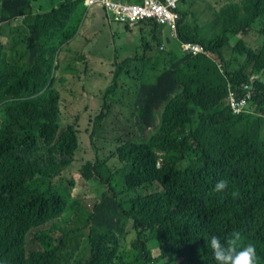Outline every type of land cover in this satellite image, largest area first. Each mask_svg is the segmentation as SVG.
<instances>
[{"label": "trees", "instance_id": "1", "mask_svg": "<svg viewBox=\"0 0 264 264\" xmlns=\"http://www.w3.org/2000/svg\"><path fill=\"white\" fill-rule=\"evenodd\" d=\"M84 1L65 0L42 14L35 13L32 0H0V25L22 18L29 40L0 58V264H216L207 241L217 236L223 243L234 232L241 247L255 245L257 264H264V0H216L217 6L207 2L198 13L191 0H180L189 7L180 10L179 39L155 25L158 50L149 54L147 40L142 57L116 64L146 61L143 71H119L104 88L91 135L119 106L130 137L119 138L112 154L128 172L117 188L106 159L96 157L104 166L101 175L96 160L83 164L81 175L100 178L107 188L79 225L78 214L67 212L79 205L72 197L74 182L65 193L51 185L80 146L78 123L63 125L52 58L75 38ZM122 24L130 30L128 22ZM251 32L260 36L257 47L245 39ZM185 40L201 43L206 53H182ZM219 61L230 69L227 74ZM239 82L250 83L255 96L253 112L235 115L226 95ZM38 174L44 181L29 185ZM220 180L228 182L224 193L214 190ZM151 181L163 190L140 195L138 187ZM55 218L70 223L61 239L51 234L61 224L51 226L37 236L43 249L28 253L27 234Z\"/></svg>", "mask_w": 264, "mask_h": 264}, {"label": "rangeland", "instance_id": "2", "mask_svg": "<svg viewBox=\"0 0 264 264\" xmlns=\"http://www.w3.org/2000/svg\"><path fill=\"white\" fill-rule=\"evenodd\" d=\"M61 0H32V5L37 9L38 4L43 7L54 6ZM1 3V2H0ZM214 6H217L214 0H211ZM207 5V1H197L192 7L195 13ZM184 4L182 9H184ZM207 12V11H206ZM73 22L79 21V9H76L72 15ZM145 24L147 33L139 28L128 31L130 35V43H140L141 50L134 49L131 53L125 54L117 50L119 42L115 40L114 36L110 34V30L114 24L112 19L103 15H95L93 13L87 14L82 28L78 35L70 42L69 45L64 47L61 51L53 53L52 62L54 65V74L56 76L53 83V92L61 95L59 101L62 109L63 125L68 122L79 125V141L80 146L77 149L72 163L67 166L59 175H57L51 182L54 190H59L65 193L68 182L73 181L72 197L78 200L79 205L69 209L67 212L72 211L74 215L78 214L79 225L86 213H91L99 198L107 188V183H101L100 178H92L87 180L81 175V168L87 161L96 160L97 155L99 158L106 159L107 164L113 173L111 182L117 185V188L124 182V174L128 172V168L121 164L116 157H113L112 151L117 145L119 138L128 139L127 132L130 130L127 116H124L123 110L119 106H114L108 116H104L100 124L95 126V134L91 135L95 125L94 119L97 113L101 110L104 100V88L115 79L117 72L133 70V67L126 65L123 68L111 66L109 63H118L122 65L126 58L135 59L142 57L144 53V44L147 39L152 42V47L149 48V54L155 53L158 48V41L153 38L152 25L147 22ZM5 29L1 31L0 25V55L2 54L3 46L5 44ZM22 35L18 34L17 38ZM236 39V38H234ZM248 44L252 47H257L260 43V36L255 32L245 37ZM164 43H161V46ZM165 45V44H164ZM254 45V46H253ZM256 45V46H255ZM160 46V47H161ZM44 56H48L49 49H43ZM85 56V58H83ZM100 58L107 61L108 64H98ZM66 61V62H65ZM159 72L152 73L153 79ZM121 79L124 76L121 75ZM118 93L122 91L121 84H119ZM119 95V94H117ZM264 136V122L261 125ZM156 182V183H153ZM158 181L148 182L140 187L138 191L140 195L149 194L152 192L162 191V185ZM153 183V184H152ZM49 183L43 186H48ZM75 186V187H74ZM145 186V187H143ZM126 199L131 198V193H125ZM67 212L65 215H67ZM61 224V228L51 234L58 239H61L62 231L65 230L70 223L62 222L60 218L53 219L49 224L40 228H35L27 234L26 248L28 253L34 250H42V244L37 240V236L44 230H49L51 226ZM89 229H86L88 232ZM60 237V238H59ZM80 240V238H79ZM59 242V240L57 241ZM86 241V245H87ZM90 250L82 251V256ZM157 253V249H153V254ZM78 254H74L71 261H76ZM133 260V263H135Z\"/></svg>", "mask_w": 264, "mask_h": 264}, {"label": "clouds", "instance_id": "3", "mask_svg": "<svg viewBox=\"0 0 264 264\" xmlns=\"http://www.w3.org/2000/svg\"><path fill=\"white\" fill-rule=\"evenodd\" d=\"M87 1L88 0L84 1V5L86 7V12H85V15H84V19H83L82 25L84 23L85 18L87 17L88 10L93 8V7L102 8L104 10V12L107 15H109L114 22H117V23H120V24L124 23V22H121V21L117 20L116 17H115L114 12L109 10L106 5L99 4V3L88 4ZM111 1L116 2V3H122V4H141V3H143L144 0H141V1L111 0ZM160 1H163V0H160ZM179 1L180 0H171V2L173 4H175V7H174L175 11L178 13V19H177V22H176V28L175 29H173L171 27V25L168 24V23L159 22L157 20V18H155V17H145V18H142V19H139V20L135 21L134 23H129V22L128 23L131 25V27H135V26H137L138 24H140L142 22L150 23L152 26L157 25V28L161 29L165 34L169 33V36L171 38L179 39V21L181 19V11L180 10L182 8V6L179 4ZM197 1H202V2L205 1L206 2V0H191V4H190L191 7H193L197 3ZM210 1L211 0H207V2H210ZM214 1H216V0H214ZM57 7H54V8H57ZM185 7L187 8V7H189V5L188 6L186 5ZM44 13H46V12H44ZM203 18H205V16H203ZM82 25H81L80 29H78L75 37L80 32V30L82 28ZM147 40L150 41V39H147ZM188 42L194 43V44H198L199 46H201L203 48V50L199 51V52H196V53L193 52V51L184 50L183 45L185 43H188ZM69 44L70 43H68L67 45H69ZM67 45H65L64 47H66ZM163 47H164V44L161 46V48H163ZM151 48L153 49V47H151ZM180 50L184 54H188L189 53V54H192V55H198V54H205L206 53V48H205L204 45H202L199 42L191 41V40L181 41L180 42ZM83 58H85V56ZM116 64L117 63H115V65ZM130 65L132 67L133 66L137 67L138 71H143V67L146 65V61L134 60L132 63H130ZM217 66H218L219 70L222 72L223 75L227 74V72L230 70V69H228L226 67V64L223 61H219L217 63ZM251 81L254 82V78H252ZM2 82H4V81L0 80V83H2ZM244 83H246V82H239V83H235L232 86H228V93L226 95V102H227L228 110L231 111L235 115H240V114H243V113L253 112V109H252V106H251V101H252L253 97L255 96L254 91L251 94V97L247 99V103H246V105H245V107L243 108L242 111L235 112L233 110V108L231 107L230 97H229L231 90H235L236 92H238L239 96L244 95L245 94L244 89H243V84ZM247 84H250V83H247ZM252 88L254 90L253 86H252ZM94 165L98 166V171H100V174H98L96 171H94V172L97 173L98 175L103 174L104 166H103L101 160H96ZM44 179L45 178L42 175L38 174V175L34 176L33 178L29 179L28 183H29V185L36 186V185L41 184L44 181ZM227 189H228V182L226 180H220L214 186V190L217 193H224V192H226ZM231 195H232L233 198H235V197L238 196V193L237 192H232ZM239 241H240L239 233L238 232H234L223 243L221 242V239L218 238L217 236H212L210 241H207L206 246L210 247V249L212 251V254L214 256V259L216 261V264H257V251H256L255 245L249 243L246 246L241 247Z\"/></svg>", "mask_w": 264, "mask_h": 264}, {"label": "built area", "instance_id": "4", "mask_svg": "<svg viewBox=\"0 0 264 264\" xmlns=\"http://www.w3.org/2000/svg\"><path fill=\"white\" fill-rule=\"evenodd\" d=\"M88 4H103L107 8L114 12L117 20L121 22L134 23L135 21L145 17H155L161 23H168L173 29L176 28V22L178 19V13L175 11V4L171 0H144L141 4H122L116 3L111 0H88ZM184 50L193 52L202 51L203 48L198 44L185 43L183 45ZM243 89L245 94L238 95V92L231 90L230 103L235 112L243 110L247 103V99L251 97L253 88L250 84L244 83Z\"/></svg>", "mask_w": 264, "mask_h": 264}, {"label": "crops", "instance_id": "5", "mask_svg": "<svg viewBox=\"0 0 264 264\" xmlns=\"http://www.w3.org/2000/svg\"><path fill=\"white\" fill-rule=\"evenodd\" d=\"M65 0H61L60 2H64ZM59 2V3H60ZM55 4L54 6H47V7H43L42 4H38V8L35 9L33 6V9L35 11V13H44L47 12L51 9H53L54 7H57L58 4ZM89 13H93L97 16L99 15H103L108 17L109 19H112L109 15H107L104 10L100 7H93L91 9L88 10ZM87 12V14H88ZM22 18H19L17 20H15L13 23L8 24V25H1V31L4 32L5 29H8V32H5L4 36H5V44L3 46V52L0 55V57L5 56L6 54L10 53V52H15L19 49L24 48L27 44L29 40H26L24 38L23 32H22V28L20 25V21ZM30 21H33V19H30ZM112 23L114 24V26H112V29L110 30V34L114 36L115 40H117L119 42L118 46H117V50L121 51L125 54H129L131 53L134 49L137 50H141L142 49V45L140 43H130V35L128 34V31H133V29L139 28L140 30L144 31L147 33V30L145 28V24L144 23H140L135 27H131L130 30H128L125 25L114 22L112 20ZM18 34H21L22 37L21 38H17ZM78 35V34H77ZM145 48V47H144ZM66 62V61H65ZM98 64L101 65H105L108 64L107 61L103 58H100V61L98 62ZM111 66H115V63H109Z\"/></svg>", "mask_w": 264, "mask_h": 264}, {"label": "bare ground", "instance_id": "6", "mask_svg": "<svg viewBox=\"0 0 264 264\" xmlns=\"http://www.w3.org/2000/svg\"><path fill=\"white\" fill-rule=\"evenodd\" d=\"M20 158V157H19ZM21 161V160H20ZM25 165V164H24ZM13 166V165H12ZM26 166V165H25ZM32 167V166H31ZM27 168V167H26ZM10 175V174H9ZM30 177V176H29ZM27 184V183H26ZM24 186V185H23ZM29 186V185H28ZM24 188V187H23ZM22 208V207H21ZM29 213V212H28ZM16 225V224H15ZM10 227V226H9ZM15 227V226H14ZM16 234V233H15ZM2 235V234H1ZM0 235V236H1ZM7 236V235H6ZM60 238V237H59ZM62 241V240H61ZM8 242V241H7ZM9 243V242H8ZM240 243V242H239ZM9 245V244H8ZM13 245V244H12ZM23 245V244H22ZM12 248V247H11ZM13 249H15V248H13ZM8 250V249H7ZM17 251V250H16ZM23 251H24V249H23ZM9 254V253H8ZM45 254V253H44ZM47 254V253H46ZM51 255V254H50ZM43 256V255H42ZM1 257V256H0ZM39 257V256H38ZM49 257V256H48ZM7 258H8V256H7ZM31 258V257H30ZM4 261V260H3ZM24 262V261H23ZM27 262V261H26ZM29 263V262H28Z\"/></svg>", "mask_w": 264, "mask_h": 264}]
</instances>
